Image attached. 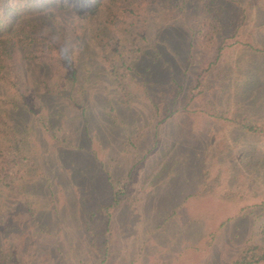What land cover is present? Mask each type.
<instances>
[{
	"label": "rangeland",
	"instance_id": "obj_1",
	"mask_svg": "<svg viewBox=\"0 0 264 264\" xmlns=\"http://www.w3.org/2000/svg\"><path fill=\"white\" fill-rule=\"evenodd\" d=\"M77 1L21 18L59 28L74 67L18 50L46 126L8 108L31 158L0 183V248L14 264H233L264 246V0Z\"/></svg>",
	"mask_w": 264,
	"mask_h": 264
},
{
	"label": "trees",
	"instance_id": "obj_2",
	"mask_svg": "<svg viewBox=\"0 0 264 264\" xmlns=\"http://www.w3.org/2000/svg\"><path fill=\"white\" fill-rule=\"evenodd\" d=\"M0 0V183L7 184L9 170L17 167L24 160L30 159V147L27 145L23 132L11 123L8 108L24 109L33 113L46 126L45 111L34 106L30 89L24 83L18 67V50H28L30 58L39 65H64L73 68V57L70 45L61 38L59 28L54 31L50 27L42 29V24L36 19H21L29 14L45 10L51 0ZM33 3V6L30 5ZM79 8H85L88 3L98 5V0H78ZM92 7V8H94ZM60 38V39H59ZM39 85L43 91L53 92L43 81ZM28 93V94H27ZM252 131L258 129L251 124ZM13 164V166L11 165ZM206 193H210L206 191ZM118 200V194L115 195ZM16 254L0 248V264H14ZM264 261V246L245 247L238 253L233 264H255Z\"/></svg>",
	"mask_w": 264,
	"mask_h": 264
}]
</instances>
